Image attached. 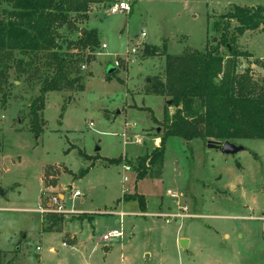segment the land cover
<instances>
[{
  "label": "rangeland",
  "instance_id": "374dc122",
  "mask_svg": "<svg viewBox=\"0 0 264 264\" xmlns=\"http://www.w3.org/2000/svg\"><path fill=\"white\" fill-rule=\"evenodd\" d=\"M120 1H129L131 11L112 14V0H103L79 24L99 37L94 60L79 67L85 88L47 94L39 135L28 118L40 84L12 74L10 104L0 107V264H264V139L232 142L244 147L232 155L202 139L172 136L163 165L150 167L146 178L129 165L160 146L161 122L175 111L147 91L151 78L164 75L163 52L205 50L219 39L223 14L234 6H264V0ZM62 33L68 40L80 35ZM147 45L160 53L144 56ZM238 47L251 54L239 59L238 71L250 68L262 84L264 24L244 31ZM111 65L117 71L108 77ZM135 193L145 196L146 211ZM54 196L64 224L45 231L39 209H54ZM112 230L122 237L105 241ZM181 240L189 242L186 248Z\"/></svg>",
  "mask_w": 264,
  "mask_h": 264
},
{
  "label": "trees",
  "instance_id": "16d2710c",
  "mask_svg": "<svg viewBox=\"0 0 264 264\" xmlns=\"http://www.w3.org/2000/svg\"><path fill=\"white\" fill-rule=\"evenodd\" d=\"M102 1L0 0V8L4 3L9 6L0 11V107L10 104L13 73L18 81H38L39 92L29 106L28 118V128L37 135L45 126L43 111L49 92H81L85 88L86 76L80 74L79 67L94 60L92 53L99 45V37L96 30L85 29L81 34L79 24L88 21L92 4ZM221 18V34L214 45L179 55L163 52L164 75L151 78L147 91L166 98L175 111L171 116L164 115L160 146L137 157L136 163H128L138 172V179L146 178L150 167L163 165L167 140L172 136L219 144L264 139V79L262 84L257 82L250 68L238 71L239 59L251 56L239 49L238 38L244 31L264 24V6H234ZM233 21L237 25L231 30ZM63 30L71 34L78 31L80 35L76 40H68ZM159 53L152 45L144 50L147 57ZM153 121L160 122L154 116ZM120 162L121 159L111 160L113 164ZM84 171L79 173L80 177ZM132 198L138 200L141 211H146L143 194L135 193ZM43 215L45 231L62 229L63 214L50 211Z\"/></svg>",
  "mask_w": 264,
  "mask_h": 264
},
{
  "label": "built area",
  "instance_id": "2783aa9c",
  "mask_svg": "<svg viewBox=\"0 0 264 264\" xmlns=\"http://www.w3.org/2000/svg\"><path fill=\"white\" fill-rule=\"evenodd\" d=\"M109 11L112 14H116V13L123 12V11L130 12L131 11V4H130L129 1L112 0V3L110 5V7H109ZM142 36L145 37L146 33L144 32L142 34ZM101 47H102V49H108V45L106 43H103ZM132 51L135 52L136 49L133 48ZM122 135H123V137L125 139L124 143L125 144L129 143L126 133H124ZM134 143L141 144L142 143L141 138L136 136V139L134 140ZM125 167H126L127 170L131 169L130 166L125 165ZM167 194L171 195L172 197H179V195H181V194H178L176 191L173 192L172 190H168ZM79 195H80V191L79 190H75L73 192V196L74 197L79 196ZM60 201H61V199H60L59 196H54L51 199V201L49 202V204L53 205L54 209L48 210V209H46V208H44L42 206L39 210H40V212L42 214L46 213L47 211H49V212L50 211L60 212L63 209V206H62V204H60ZM119 214L121 216H124L127 213H125L124 211H121ZM119 237H122V232H120L119 230H112V231L108 232L107 234H105L103 236V239L105 241H109L112 238H119ZM64 246H68L67 243H64ZM72 247H74V245H72ZM37 249L39 250L40 247H37Z\"/></svg>",
  "mask_w": 264,
  "mask_h": 264
},
{
  "label": "water",
  "instance_id": "95a60500",
  "mask_svg": "<svg viewBox=\"0 0 264 264\" xmlns=\"http://www.w3.org/2000/svg\"><path fill=\"white\" fill-rule=\"evenodd\" d=\"M84 32H85V29H82L81 30V34H83ZM116 71H117V66L111 65L108 68L106 75L107 76H111ZM168 104H171V102L169 101ZM208 144H209V147H211V148H218V149H220L222 151V153H225V154H232V155H234V154H237L240 151L244 150V147L243 146L236 145V144H234L232 142H229V141H226V142H224L222 144L215 143L213 141H209ZM0 193L3 194V191H2L1 188H0ZM180 244H181V246H183L184 248H186V246H187V240H181L180 241Z\"/></svg>",
  "mask_w": 264,
  "mask_h": 264
},
{
  "label": "crops",
  "instance_id": "0c3cea01",
  "mask_svg": "<svg viewBox=\"0 0 264 264\" xmlns=\"http://www.w3.org/2000/svg\"><path fill=\"white\" fill-rule=\"evenodd\" d=\"M91 14V13H90ZM105 50V49H104ZM125 166V165H124ZM73 186V185H72ZM59 196L60 197H64L63 195H61V194H59ZM72 241H76L77 240V238L75 237V236H72V239H71ZM187 243H189L188 241H187Z\"/></svg>",
  "mask_w": 264,
  "mask_h": 264
}]
</instances>
